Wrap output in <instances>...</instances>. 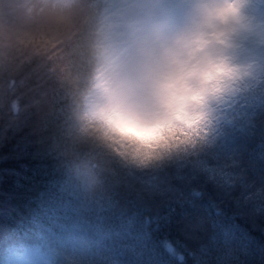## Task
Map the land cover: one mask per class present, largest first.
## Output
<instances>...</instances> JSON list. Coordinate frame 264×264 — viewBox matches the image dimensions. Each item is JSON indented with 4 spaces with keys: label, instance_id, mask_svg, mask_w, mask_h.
Segmentation results:
<instances>
[{
    "label": "clouds",
    "instance_id": "clouds-1",
    "mask_svg": "<svg viewBox=\"0 0 264 264\" xmlns=\"http://www.w3.org/2000/svg\"><path fill=\"white\" fill-rule=\"evenodd\" d=\"M29 68L67 206L0 240V264H117L94 225L116 177L197 159L264 110V0H0V77Z\"/></svg>",
    "mask_w": 264,
    "mask_h": 264
},
{
    "label": "trees",
    "instance_id": "trees-1",
    "mask_svg": "<svg viewBox=\"0 0 264 264\" xmlns=\"http://www.w3.org/2000/svg\"><path fill=\"white\" fill-rule=\"evenodd\" d=\"M25 71L22 86L24 73L0 77V240L30 234L67 206L48 151L51 125L31 106L46 85ZM13 99L28 105L15 118ZM109 196L94 225L98 247L117 264H264V110L243 116L197 159L120 173Z\"/></svg>",
    "mask_w": 264,
    "mask_h": 264
}]
</instances>
